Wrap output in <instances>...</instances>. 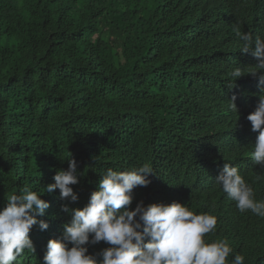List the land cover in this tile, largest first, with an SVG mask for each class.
<instances>
[{"label":"trees","instance_id":"16d2710c","mask_svg":"<svg viewBox=\"0 0 264 264\" xmlns=\"http://www.w3.org/2000/svg\"><path fill=\"white\" fill-rule=\"evenodd\" d=\"M237 25L264 39V0H0V208L26 184L50 205L37 217L49 227L29 233L34 252L13 264H43L70 219L62 205L82 208L106 169L144 163L156 175L130 208L175 201L214 215L206 242L227 240L229 264L236 254L264 264V218L239 212L215 183L230 163L264 199L246 119L264 86L247 74L258 61L239 51ZM235 68L245 75L231 88ZM70 158L74 203L44 193ZM108 246L88 254L100 260Z\"/></svg>","mask_w":264,"mask_h":264},{"label":"clouds","instance_id":"9594fccd","mask_svg":"<svg viewBox=\"0 0 264 264\" xmlns=\"http://www.w3.org/2000/svg\"><path fill=\"white\" fill-rule=\"evenodd\" d=\"M232 30L241 42L239 51L251 52L258 61L247 74L257 79L258 87L264 86V39L253 40L251 33L242 32L238 25ZM230 75L232 88L233 82L245 74L241 68H235ZM261 91L264 93V87ZM235 99L233 95L230 102L237 112ZM246 119L251 130L258 132L250 158L264 168V94ZM67 160V170L56 171L54 182L44 187V193L58 189L61 200L74 203L78 196L71 186L79 183V175L76 161ZM150 175L156 174L149 163L124 171L108 168L82 208L62 205V211L69 213L70 219L62 225V238L48 240L43 264H229L227 258L233 249L228 241L204 239L215 232L216 216L196 214L186 204L175 201L148 205L140 201L130 208L133 189L147 187ZM215 183L235 202L239 212L250 211L264 218V199H255L253 187L238 167L225 163ZM41 195L26 184L10 194L0 208V264H13L26 249L33 253L31 229L34 225L41 231L49 227L46 221L37 219L50 206ZM102 241L109 246L100 250L97 255L101 259L97 260L88 254L87 245ZM231 264H244V256L236 254Z\"/></svg>","mask_w":264,"mask_h":264}]
</instances>
